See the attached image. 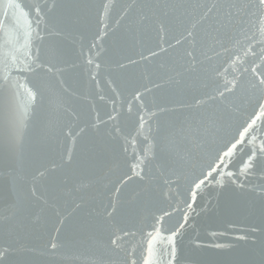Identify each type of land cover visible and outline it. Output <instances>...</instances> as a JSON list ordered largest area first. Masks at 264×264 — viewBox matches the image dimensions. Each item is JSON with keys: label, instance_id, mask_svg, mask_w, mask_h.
Here are the masks:
<instances>
[{"label": "water", "instance_id": "1", "mask_svg": "<svg viewBox=\"0 0 264 264\" xmlns=\"http://www.w3.org/2000/svg\"><path fill=\"white\" fill-rule=\"evenodd\" d=\"M226 2L250 6L200 19ZM262 23L257 0H0V44L30 34L31 54L60 70H0V264H264V158L241 172L251 145L224 169L232 177L213 173L192 199L264 97L249 86L253 65L264 73Z\"/></svg>", "mask_w": 264, "mask_h": 264}, {"label": "snow or ice", "instance_id": "2", "mask_svg": "<svg viewBox=\"0 0 264 264\" xmlns=\"http://www.w3.org/2000/svg\"><path fill=\"white\" fill-rule=\"evenodd\" d=\"M257 4L260 9L264 10V0H257ZM249 4H237L233 2H226L224 4H217L213 3L211 7H207V11L203 13L201 16V20H204L209 16V13H212L214 9H221V8H226L228 9V17H231L235 13L232 11L235 9L237 12L241 10V8H246L249 7ZM251 6H256V5H251ZM9 7H13V5H9ZM15 7H19V5H15ZM54 7V5H53ZM105 11H107L109 5L105 4ZM200 7H205L204 5H200ZM37 15L41 12V9L37 7L35 9ZM103 19V17H102ZM143 19V17H141ZM39 23V21H37ZM196 27L195 24L191 26V29H187V36L188 37H194L195 33L192 29ZM166 32V29L164 25L161 23L159 27V33H160V40L165 41V36L164 33ZM261 34L264 35V23H262L261 27ZM103 35H106L102 31L101 37H97V39H101ZM181 39H186L185 37H181ZM181 39L176 40V44L179 45L181 43ZM10 42H4L3 44H0V66H2V70L5 73L11 74L13 71L16 72H27V73H32L37 70H43L46 71L47 73H57L60 70L55 67L54 64H45L43 61L39 59L38 56H33L30 52V34L26 35L24 37V43L16 44L15 42H12V47L9 48L8 44ZM93 48L96 47V44L94 43L92 45ZM169 47H172V45H169ZM23 50V51H22ZM165 49L163 47H160V51H164ZM249 51H251V46H249ZM264 51V50H262ZM20 53V55H18ZM253 55H255V52H252ZM149 55L152 57H155L157 55V52L155 51H149ZM186 55L189 57H193L194 59V53L192 51L186 52ZM245 55H248V52H245ZM141 59L142 60H148V56H144L141 54ZM210 59V58H209ZM239 58L233 59L232 63L236 64L238 62ZM260 60L264 62V55L260 56ZM88 64H92L93 60L90 58L88 59ZM129 64H136L137 61L132 60L129 58ZM97 68L100 67L99 64L96 65ZM120 68H124V64L119 65ZM259 65H253L251 71L253 73V76L255 77V81H250L249 86L252 89H256L260 93H264V73H260L259 76H256V73L258 71ZM247 71V69H245ZM219 75V73H217ZM4 80L7 82L8 81V76H4ZM14 87L20 89L23 88L25 92L27 93V97L29 100H34L37 96V92H34L33 90L29 88H25L24 84L21 83H16L13 85ZM238 81L234 78L232 81L225 80L223 84V90L217 89V95L220 97H224L225 93H232L236 87H238ZM155 87H159V85H155ZM114 92H117L116 88H113ZM145 92L151 91L149 88L144 89ZM17 95L19 93L17 92ZM101 100H104V96L101 95L99 97ZM119 98V96L117 97ZM143 99V93L140 91H136L135 95L133 96V100H142ZM112 103L115 105L116 100H113ZM196 105H199L203 103L201 100H197ZM129 104V111H131L132 108V101H128ZM152 115H155V113H152ZM115 116H109V119H115ZM145 120L143 116H140V128H143L145 125ZM256 133H260L262 136H264V97L258 98L256 102V107L255 110L252 114H250L249 120L246 122V126H243L242 130L238 132V138L233 137L231 141L225 144L224 149L220 150L216 157L213 158V160L210 162L208 165L209 171L207 175L204 177V179L198 180V182H195L193 185V190H192V199L195 200L196 196V190L200 189V187L205 183V181L208 179V177L212 176L213 173H219L220 177H232L234 175L233 172L231 171H225L224 169H227L229 163L231 162V159L236 155V152L243 151L244 146L246 145H251V151L250 154L247 155V158L243 160V163L241 165V172H244L246 170L252 169L255 165V163L261 159L264 158V138L260 139L259 145L256 144L257 140V135ZM70 158V157H69ZM142 162V161H141ZM135 167H133V174L135 176H140L141 179L143 177L141 176L140 172L135 171ZM40 175H44V173H40ZM130 180L131 177H128ZM165 184H171L172 181L170 179L165 178L164 180ZM119 190V189H118ZM188 208H191L192 205L188 204ZM115 210V205H113V211ZM107 215L110 217L112 215V211H109ZM169 213L165 212L164 216H168ZM161 220L163 217L160 218ZM187 220V213H185V221ZM159 223V222H158ZM184 224L180 225V228H183ZM255 230V229H253ZM179 229H177V232ZM160 231L157 229L156 235L159 236ZM176 232H173L169 237L168 240L170 243L173 242L174 237L176 236ZM129 233L124 232L123 236H128ZM114 238L111 240V243L113 245L119 246V241L122 239V236L116 235L115 233L113 234ZM155 239V237H153ZM57 247L56 244H52V248L55 249ZM148 252H149V257L152 256V240L148 241ZM8 254L7 249L0 250V261H2L4 258H6ZM176 254V249L173 245L171 248V255L174 258ZM144 264H150L149 259L145 258ZM169 264H171V261H169Z\"/></svg>", "mask_w": 264, "mask_h": 264}]
</instances>
